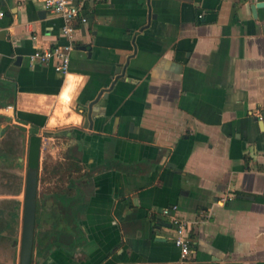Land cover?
I'll list each match as a JSON object with an SVG mask.
<instances>
[{"label": "crops", "instance_id": "obj_1", "mask_svg": "<svg viewBox=\"0 0 264 264\" xmlns=\"http://www.w3.org/2000/svg\"><path fill=\"white\" fill-rule=\"evenodd\" d=\"M83 1L70 40L43 0H0V128L81 167L67 254L38 264H264V0ZM69 45L67 76L30 62Z\"/></svg>", "mask_w": 264, "mask_h": 264}, {"label": "flooded vegetation", "instance_id": "obj_2", "mask_svg": "<svg viewBox=\"0 0 264 264\" xmlns=\"http://www.w3.org/2000/svg\"><path fill=\"white\" fill-rule=\"evenodd\" d=\"M0 166H2V171L5 177L14 176L15 178L22 176L23 167L26 171V184L25 192L27 186V177L31 168H38V189L40 184V160L43 155V140L44 137L40 136L41 132L33 131L28 133L25 128L21 126H6L0 128ZM35 134L41 139L40 156L38 160V166L34 162V156L31 155V136ZM48 140H53L48 138ZM19 140L22 143L26 140V147L19 150ZM57 140V138H54ZM61 140V139H60ZM67 142V141H65ZM62 142L63 146H67V143ZM22 149V148H21ZM67 151V147H66ZM67 163V159H63ZM75 174H78L77 172ZM80 174V173H79ZM67 182L61 191H55L48 194L41 202L42 195L37 196V209H36V221H35V255L33 258V264H38L39 260L44 258L51 250L60 251L67 254V224L73 216L79 218V198H75L73 202L72 198L69 196L71 189L76 186L75 180H72L69 175H66ZM19 181V179H17ZM11 182V192L10 197L6 199L13 200V206L8 212L0 211V225L2 226L0 231L6 228H13L15 223L23 220V209L24 205L20 204V196L18 190H20L21 184L17 183L12 186ZM15 186V189H14ZM49 187V185L47 186ZM17 193V194H16ZM14 197V198H13ZM17 197V199H16ZM16 200V202H15ZM73 204V212L71 213L70 206ZM6 216V217H5ZM22 216V217H21ZM1 234V232H0ZM22 237V234H21ZM17 246V243H14Z\"/></svg>", "mask_w": 264, "mask_h": 264}, {"label": "rangeland", "instance_id": "obj_3", "mask_svg": "<svg viewBox=\"0 0 264 264\" xmlns=\"http://www.w3.org/2000/svg\"><path fill=\"white\" fill-rule=\"evenodd\" d=\"M55 125L56 122L53 121L50 128H53ZM49 136V134L44 135L45 138L43 140L42 146L43 155L40 160L41 175L38 195H42V198L40 200L41 202L46 196H48V194H51L55 191H61L62 188H64L65 183L67 182L66 175H69V177L71 178L72 173L77 172L79 174L81 171V167H79L80 165L78 162H70L69 151H66L67 146L65 147L62 144V142H65V140H48L47 137ZM51 137V139H54L53 135H51ZM19 146H21L19 147V150L23 151V148L25 149L26 147V140L24 143L19 140ZM64 158L67 159V163L63 161ZM1 169L2 166H0V211H6V216H8V212L13 206L14 202L11 199H6L11 195V192H9L11 190V182H13L14 185L16 184V182L21 184V186H19L20 190H18L17 193H19V202L22 207L25 203L26 169L25 167H23L22 176L17 178H15L14 176L5 177L4 172ZM17 179H19V181ZM48 185L49 187H47ZM1 227L2 226L0 225V228ZM0 232V264H19L21 250L22 218H20V221L18 223H15L13 228H6ZM14 243H17V246H14ZM35 251L36 250H34L33 258L35 255Z\"/></svg>", "mask_w": 264, "mask_h": 264}, {"label": "built area", "instance_id": "obj_4", "mask_svg": "<svg viewBox=\"0 0 264 264\" xmlns=\"http://www.w3.org/2000/svg\"><path fill=\"white\" fill-rule=\"evenodd\" d=\"M43 3L47 12L62 19L64 23L63 35L70 40L74 39L77 25L87 22L86 17L83 15V0H43ZM4 18L5 12L0 10V20ZM73 49L74 47L71 45L44 49L35 48L34 53L30 56V62L31 64L41 65L53 63L58 73L67 76L70 72V55ZM163 214L170 216L171 210H165ZM189 226L188 222L182 221L178 217H172V227L175 233L173 241L180 250L182 259H187L191 254L192 241L188 234Z\"/></svg>", "mask_w": 264, "mask_h": 264}, {"label": "water", "instance_id": "obj_5", "mask_svg": "<svg viewBox=\"0 0 264 264\" xmlns=\"http://www.w3.org/2000/svg\"><path fill=\"white\" fill-rule=\"evenodd\" d=\"M264 7V3L252 5L254 18L259 8ZM43 14V12H41ZM21 58H18V63ZM1 130V129H0ZM38 166V163H36ZM38 195V168H31L27 177V186L25 192V203L22 220V237L19 264H33V254L35 246V221ZM251 199V198H247ZM161 226V227H159ZM158 228H172L170 224H159Z\"/></svg>", "mask_w": 264, "mask_h": 264}, {"label": "trees", "instance_id": "obj_6", "mask_svg": "<svg viewBox=\"0 0 264 264\" xmlns=\"http://www.w3.org/2000/svg\"><path fill=\"white\" fill-rule=\"evenodd\" d=\"M30 141H31V155L34 156V162L38 163L40 156L41 139L37 137L35 134H33L30 138Z\"/></svg>", "mask_w": 264, "mask_h": 264}]
</instances>
